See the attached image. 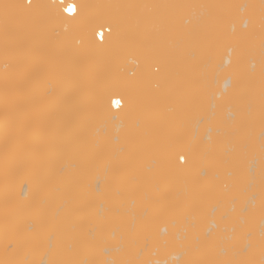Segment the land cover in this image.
<instances>
[{
	"label": "bare ground",
	"instance_id": "1",
	"mask_svg": "<svg viewBox=\"0 0 264 264\" xmlns=\"http://www.w3.org/2000/svg\"><path fill=\"white\" fill-rule=\"evenodd\" d=\"M75 1L70 18L51 0H0V264H264V145L249 137L264 108L245 88L264 86V0ZM221 24L232 33L213 39ZM193 45L213 56H184ZM128 163L135 177L100 195ZM77 203L122 221L86 215L77 232ZM90 235L105 239L92 256Z\"/></svg>",
	"mask_w": 264,
	"mask_h": 264
},
{
	"label": "rangeland",
	"instance_id": "2",
	"mask_svg": "<svg viewBox=\"0 0 264 264\" xmlns=\"http://www.w3.org/2000/svg\"><path fill=\"white\" fill-rule=\"evenodd\" d=\"M231 4H232L233 7H231ZM231 4H230V7H231V8H229V9H228V8L225 9V8H226V6H225V7H223L224 9L222 8V9H218L217 12L215 11V13H214L215 16H220L221 14L229 13V12L226 11V10L231 11V10H233L232 8L235 9V8L237 7V3L233 2V3H231ZM228 6H229V5H227V7H228ZM221 10H222V11H221ZM224 10H225V11H224ZM223 11L226 12V13H223ZM215 19H217V18H214L213 20H215ZM220 26H221V27H220ZM217 27H219V28H217ZM217 27H216V34H217V35H215V36L212 35V36H211L213 39H214V38H222V37L224 38L227 34L232 33L231 30H230L231 32L229 31V29H228L229 25H227V24H225V25H224V24H221V25H219V26H217ZM229 28H230V27H229ZM214 31H215V30H214ZM167 33H168V32H167ZM167 33H165V34L167 35ZM169 33H170V32H169ZM172 34L177 35V32H174V33H172ZM211 34H212V33H211ZM208 51H209V50H208ZM210 52H211V51H210ZM185 53L188 54V55H186ZM185 53H183V55L185 54L184 56H189L190 54H192L194 57H195V56H196V57H197V56H201V55L206 56L205 54H207V53L202 54V50L199 49V48H197L196 45H193V46L191 47V49H188V52L185 51ZM212 54H213V53H210V54L208 53L207 55L210 57V55H212ZM183 55H182V56H183ZM192 55H190V56H192ZM193 56H192V58H193ZM212 56H213V55H212ZM6 65H7V64H5V66H6ZM155 65H156V64H155ZM8 66H9V64H8ZM9 67H10V66H9ZM186 75H187V73H186L185 75H183V77H185V79H187V78L190 79L191 77L194 78V75H192V74H190V75H192V76H190V75H189V76H186ZM189 79H187V80H189ZM191 79H192V78H191ZM196 79H197V78H195L194 80H196ZM181 80H182V79H181ZM201 80H202V79H201ZM197 81H198V80H197ZM191 82H192V80H190V83H191ZM253 82H254V80H252L251 82H249V84L245 83V85H246L245 88H247V87L249 86L247 89H249V88L252 89V90H249V91L247 90L248 92H246L247 95H248V94H250V95L252 94L251 96L248 95L249 98H250L249 102H250V101L252 102V100L255 99V100H254V101H255V105L257 104V105H258L257 107H259V109H263V108H264V86L260 84L261 82H260L259 84L256 83V82H254V83H253ZM97 83H98V85L102 84V83H103V79L100 80V81H98ZM195 83H196V82H192L191 84H195ZM95 84H96V82H95ZM252 84H253V85H252ZM256 84H257V85H260V86L257 87ZM245 85H244V86H245ZM250 85H251V87H250ZM254 86H256V87H254ZM256 88H257V90H256ZM253 89H254V91H253ZM250 92H251V93H250ZM255 92H256V93H255ZM248 96H247V97H248ZM249 98H248V99H249ZM251 98H252V99H251ZM256 100L259 101V102H257ZM251 102H250V103H251ZM200 104H202V103L200 102L199 104H198V103L196 104V106L199 105L200 107H198V108L196 107L195 111H196V110H199V111H197V113L195 112L194 114H199V113H203V112H204L205 107H203V108H204V109H203V108H201V106H205V105H203V104L200 105ZM251 105H252V104H251ZM255 105H254V106H255ZM252 106H253V105H252ZM194 108H195V107H194ZM255 108H256V107H255ZM263 110H264V109H263ZM263 110L261 111V113L263 112ZM198 112H199V113H198ZM259 113H260V112H259ZM263 113H264V112H263ZM263 113H262V114H263ZM258 122H261V121L258 120ZM258 122H257V124H258ZM139 126H140V125H139ZM185 126H186V125H185ZM188 126H189V125H188ZM258 126H259V125L250 124L251 133H250L249 137H250V138L252 137V139L255 138V140H254V139H253V140L256 141L257 145H260V146L257 147V148L260 147V149H258V150L262 151L263 148H261V144H262L261 141L263 142V145H264V134H261V133H260V132L262 131V129H261L260 127H258ZM137 127H138V125H137ZM135 128H136V126H135ZM135 128H134V129H135ZM181 128H182V127H181ZM183 128H184V127H183ZM136 129H137V128H136ZM136 129L133 130V131H136ZM185 129H186V128H185ZM180 132L183 133L184 131L182 132V130H181ZM93 135H94V134H92L91 137H93ZM94 136H95V135H94ZM83 137H84V136H83ZM83 137H82V138H83ZM91 137H90V135L88 136V138H91ZM155 137H156V136H155ZM158 137H159V136H157V138H158ZM258 137H259V140H257ZM157 138H155V139H157ZM85 139H87V138L85 137ZM92 139H95V138H94V137L91 138V140H90L91 142L93 141ZM150 139H152V138H150ZM153 139H154V138H153ZM155 139H154V141H153V140L151 141V144L153 143V145H154ZM261 139H262V140H261ZM88 140H89V139H88ZM248 140H250V139H248ZM260 140H261V141H260ZM85 141H86V140H85ZM156 141H157V140H156ZM159 141H161V140H159ZM149 142H150V140H149ZM239 142L241 143L240 140H238V139L235 140V144H236V145H237ZM242 142H243V141H242ZM249 142L252 143V140L249 141ZM94 143H95V142H94ZM155 143H156V142H155ZM221 143H222V142H221ZM253 143H255V142H253ZM256 143H255V144H256ZM91 144L94 145V146H96L95 144H97V143H95V144L91 143ZM151 144H150V145H151ZM158 144H159V145H158ZM241 144H242V143H241ZM148 145H149V143H148ZM150 145H149V146H150ZM153 145H151L152 148H153ZM156 145H157V146H156ZM218 145H219V144H218ZM218 145H216V146L218 147ZM227 145H229V144H227ZM90 146H91V145H90ZM159 146H160V148H161V146H162L160 142H158L157 144H155V147H156V148H157V147L159 148ZM219 146H220V148H222V147L226 148V147H227L226 144H224V143H222V145H219ZM254 147H255V145H254ZM91 148H92V147H91ZM102 148L104 149L105 147L102 145ZM93 149H94V147L92 148V151H93ZM222 149H223V148H222ZM226 149H227V148H226ZM223 150H224V149H223ZM223 150H222V151H223ZM92 151H91V152H92ZM222 151H221V152H222ZM223 152H224V151H223ZM91 154H92V153H91ZM92 155H93V154H92ZM92 155L90 156V158L93 160V158H94L93 156H94V155H93V156H92ZM237 159H238V158H237ZM235 161H236V160H231V163H232V162H235ZM239 161H240V160H239ZM221 163H226V165H220V166L218 165V167H216L217 169H218V168H219V169H222V168H228V169H231V168H233V167H232L233 163L231 164V163H230V160H229V161H223V162H221ZM77 164H78V163H77ZM137 164H138V163H137ZM237 164H238V163H237ZM78 165H79V164H78ZM81 165H82V164L80 163L79 166H75L74 168L77 169L76 171H78L79 169L81 170V167L83 168V169H82L83 171H81V172H84V173H83L84 175L87 173V174H86V175H87V179H85V180H88V181H89V179L92 180V178H93V180H94V178H96V179L94 180V181L96 182V180H98V178H100L99 176H100V175L102 176V174H100V171H101L100 167H101V166H99V163H98V164H97V163H90L88 167H87V166H84V165L81 166ZM87 165H88V164H87ZM90 165H91V166H90ZM127 165H130V166H129V167H127V166H121V167H119L118 169L114 170L115 173L117 172V174H116V175H112V174H111L110 177L113 178L114 176H115V177H117V176H120V177L123 176V177H124V180H125V177H126V175H127V180H129V179H133V178L135 177V174H133V173H136V172H131L130 170L132 169V171H136V170L133 169V166H134L135 164L132 163V166H131V164L128 163ZM138 165H139V164H138ZM235 165H236V164H235ZM238 165H239V164H238ZM238 165L235 166V167H238ZM135 166H136V165H135ZM135 166H134V168H136ZM77 167H78V168L80 167V168L78 169ZM122 167H123V169H122ZM124 167H126V168H124ZM130 167H132V168L130 169ZM114 168H115V167H114ZM86 169H87L88 171H86ZM89 169H90V170H89ZM111 169H112V168H111ZM112 170H113V169H112ZM112 170H110V172H111ZM118 170H119V171H120V170H124V172L121 171V173H119ZM125 170H126V171H125ZM114 171H113V172H114ZM166 171H167V169H166ZM81 172H80V173H81ZM126 172H127V173H126ZM128 172H129V173H128ZM130 172H131V173H130ZM78 173H79V172H78ZM118 173L121 174V175H119ZM124 173H125V174H124ZM88 174H89V175H88ZM90 174H91V175H90ZM132 174H133L134 177L132 176ZM84 175H83V176H84ZM86 175H85V176H86ZM98 175H99V176H98ZM124 175H125V176H124ZM90 176H91V177H90ZM97 176H98V177H97ZM112 176H113V177H112ZM129 176H130V178H129ZM115 177H114V178H115ZM120 177H119V178H120ZM131 177H132V178H131ZM111 178H110L109 180H112V181H109V182H108L109 184H107V187L105 188V191H104V192H100V195H101V193H103L102 195H104V193H105V194H106V193L108 194V191H109V190H110V192L113 191L111 188L115 189V188L113 187L114 185H115V187L117 186L116 183H115V181L118 180L119 178H118V177H117V179H114V178H113L114 180L111 179ZM83 179H84V178H83ZM83 179H82V180H83ZM85 180H84V181H85ZM91 180H90V181H91ZM93 180L91 181L92 183H91L90 181H89V182H90L91 184H93ZM119 180H120V179H119ZM95 182H94V183H95ZM122 182H123V181H122ZM110 183H112V184H111V187H110ZM117 183H119V182H117ZM112 185H113V186H112ZM93 186H94V185H93ZM108 188H110V189H108ZM261 189L264 190V185H263V184H261ZM262 190H261V191H262ZM96 192H98V191H96ZM161 192H164V191H161ZM166 192H167V193H170L169 191H166ZM112 193H113V192H112ZM157 193H158L159 195L161 194V193H159V192H157ZM157 193H156V194H157ZM263 193H264V192H263ZM96 194H97V193L94 194L95 196H91V197H92V199H91L92 202L90 201L89 203H92V204H95V203H96V201H94V199L96 198ZM109 194L111 195V193H109ZM133 195H134V196H132V197H135V196H136L135 194H133ZM98 196H99V193H98ZM128 196H129V195H128ZM176 196H178V195H176ZM231 196H234V195H231ZM260 196H261V195H260ZM83 197H84V196H83ZM83 197H82V196H80V197L77 196V198H78L77 202H78L79 200H81V199H79V198H82V199H83ZM93 198H94V199H93ZM130 198H131V197H130ZM233 198H234V197H233ZM260 199L262 200V197H261ZM83 200H85V198H84ZM137 200H139V198H138ZM114 201H115V200H113V202H112L111 205H112V206L114 205V206H113V207H114V210L117 212L118 205H115L116 201H115V202H114ZM79 202H80V201H79ZM83 202H84V201H83ZM214 202H215L214 199H210V200H209V203H211V204L214 203ZM78 204H79V203H77V209H76V207H75V210H77V212L79 211V212H78L79 215L75 216L76 214H78L76 211H75V213H74V220H75V222H76V223H75L76 225H75V229H74V230H75V231L78 230L77 232L80 231L79 229H80V227H81L82 225H84L85 223H87V222H85V219L83 218V217H86V215H87L86 219H87V218H89V219H90V218H91V219L93 218V220H91V219L89 220V219H88L89 222H90V221L93 222V224H92L91 222H90V223L88 222V223H89V225H88L89 227H92V225H93V226H101L102 229H104L105 225H107V222H109L110 220H112V219H110L109 221H108V220H105V217H102V216L100 215L99 217H101V219H99V221L96 220V223H95V218H94V216H91V217H90V215H92L93 213H91V214L89 215V214L86 212L85 209L82 210V209H83V206L85 207L86 204H85V205H80V206H79V207L82 206V207L80 208L81 210H80V209L78 210ZM80 204H81V202H80ZM92 204H89V205H92ZM116 204H118V203H116ZM202 204H203V207H204V204L207 205L208 203H204V202H202ZM202 204H201V206H202ZM141 205H142V204H141ZM141 205H139L138 208H141V207H142ZM206 205H205V208H204V209L207 208L208 205H207V206H206ZM140 206H141V207H140ZM145 206H146V205H145ZM145 206L143 205L144 208H145ZM165 206H167V205H164L163 207L165 208ZM210 206H211V205H210ZM210 206H209V207H210ZM86 207H87V206H86ZM90 207H91V206H90ZM113 207H112V208H113ZM115 207H116V208H115ZM143 207H142V208H143ZM203 207H202V208H203ZM120 208H121V207H120ZM162 209H163V208H162ZM165 209H166V208H165ZM167 209H168V208H167ZM198 209H199V208H198ZM200 209H201V207H200ZM82 211H83V212H82ZM203 211H204V210L202 209V212H203ZM84 212H85V213H84ZM154 212H156V210H155ZM199 212H201V211L199 210ZM245 212H246V215H247V216L252 217V215H254V214H250V212H248V211H245ZM245 212H244V213H245ZM83 213H84V214H83ZM42 214H43V213H42ZM42 214H41V215H42ZM41 215L39 214L40 217H38V218H40V221H43V220H44V219L42 218V216H43V217H44V216H45V217L49 216L47 213H46V214H43L42 216H41ZM97 215H99V214H97ZM115 215H119V213L117 212ZM181 215H182V214H181ZM79 216H80V217H79ZM82 216H83V217H82ZM182 216H183V215H182ZM50 217H51V215L49 216V218H48V217H47V218L50 220ZM97 217H98V216H97ZM184 217H185V216H184ZM184 217H183V218H184ZM250 217H249V218H250ZM255 217L257 218L256 215H255ZM76 218H77L78 220H77ZM81 218L84 220V222H85V223L83 222L84 224L82 223L83 220H82ZM103 218H104V219H103ZM115 218H116V219H115ZM164 218H165V217H164ZM183 218H182V219H183ZM253 218H254V217H253ZM10 219H14V218L10 217ZM81 220H82V221H81ZM163 220H164V219H163ZM46 221H48V220L46 219ZM46 221H45V222H46ZM79 221H80V222H79ZM112 221H113V222H111V223L113 224L114 221H115V222H121L122 220H121V218L115 216V217H114V220H112ZM251 221H253V219H252ZM251 221H250V222H251ZM255 221H256V220H255ZM45 222H42V223H44L45 225H47V224L49 225V223H45ZM50 222H51V221H50ZM77 222H78V223H77ZM97 222H98V223H97ZM80 223H81V224H80ZM88 223H87V224H88ZM240 223H242V222H240ZM243 223H244V222H243ZM247 223H249V221H248ZM251 223H252V222H251ZM253 223L255 224L256 222L253 221ZM50 224H51V223H50ZM90 224H91V225H90ZM234 224H235V223H234ZM249 224H250V223H249ZM249 224H247V225H249ZM12 225H13V224H12ZM80 225H81V226H80ZM109 225H110V224H109ZM242 225H244V224H242ZM242 225H241V227H242ZM247 225H245L244 227H248ZM250 225H252V224H250ZM85 226H86V225H85ZM229 226H233V223H232V222H231V223L229 222ZM254 226H255V225H254ZM83 227H84V226H83ZM107 227H108V226H107ZM238 227H239V229H241L240 226H238ZM252 227H253V226H252ZM76 228H77V229H76ZM249 228H250V227H249ZM81 229H82V228H81ZM106 229H107V228H106ZM241 230H242V229H241ZM234 231H236V230H234ZM234 231L232 230L233 233H234ZM238 233H241V232L238 231ZM102 234H104V233H102ZM100 236H102V235H100ZM100 236H99V238H98L97 240H94L93 237L90 235V239H89V240H90V242L93 244V245L91 246V248H90V246H88V245H87V246L84 245V247H81V248H85V254H86V255L88 254L87 252H89V253L91 254V256H92V255L94 254V247H95L96 245H99V244L105 242V239H102L103 236H102V237H100ZM91 238H92V240H91ZM75 240H76L77 242H81V243H82V242H84V243H88V242H89V241H88V242H85L86 239L83 238L82 236H81V237L77 236V237L75 238ZM77 242H76V243H77ZM81 243H80V244H81ZM76 245L78 246V244H76ZM90 245H91V244H90ZM93 246H94V247H93ZM88 247L90 248V250H89ZM92 247H93V249H92ZM86 248H87L88 251L86 250ZM10 249H11V248H10ZM91 249H92V250H91ZM8 250H9V249H8ZM83 251H84V250H83ZM83 251H82V252H83ZM85 254H83V256H86ZM38 255H39V254H38V251H37V253H36L35 255H33L32 257H30V258H32L33 260H38V259H37V258H39ZM39 256L41 257V255H39ZM83 256H82V257H83ZM34 257H35L36 259H35ZM27 258H28V257H27ZM30 258H29V259H30ZM85 258H86V257H85ZM89 258H90V257H89ZM29 259H28V260H29ZM26 260H27V259H26ZM82 260H84V259H82ZM197 261H198V260H197ZM201 261L204 262V261H206V259L204 260V257H203V258H201ZM80 262L83 263V261H81V259H80V261H79V264H80ZM198 262H199V261H198ZM196 263H197V262H196ZM83 264H84V263H83ZM197 264H198V263H197Z\"/></svg>",
	"mask_w": 264,
	"mask_h": 264
},
{
	"label": "snow or ice",
	"instance_id": "3",
	"mask_svg": "<svg viewBox=\"0 0 264 264\" xmlns=\"http://www.w3.org/2000/svg\"><path fill=\"white\" fill-rule=\"evenodd\" d=\"M61 14H66L70 18H75L76 15L79 13L80 5L76 3H70V4H63V0H61V4L58 5ZM102 36L103 33H100ZM113 104H115L117 107L120 106L121 101L119 99L113 100Z\"/></svg>",
	"mask_w": 264,
	"mask_h": 264
},
{
	"label": "built area",
	"instance_id": "4",
	"mask_svg": "<svg viewBox=\"0 0 264 264\" xmlns=\"http://www.w3.org/2000/svg\"><path fill=\"white\" fill-rule=\"evenodd\" d=\"M51 1H54L58 5L61 4V0H51ZM106 1H111V0H106ZM70 3H76V1L75 0H63V4H65V5L70 4ZM100 33H103V35L101 36ZM106 33H108V29L107 28H101L100 30H98L96 32V35H95L96 39L99 40V41L102 40L104 34H106ZM112 105H113L114 109L118 108L115 104H113V102H112ZM120 106H121V104H120Z\"/></svg>",
	"mask_w": 264,
	"mask_h": 264
}]
</instances>
